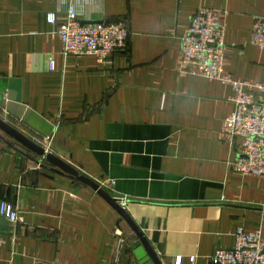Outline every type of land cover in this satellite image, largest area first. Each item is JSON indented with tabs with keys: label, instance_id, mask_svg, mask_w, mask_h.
<instances>
[{
	"label": "crops",
	"instance_id": "1",
	"mask_svg": "<svg viewBox=\"0 0 264 264\" xmlns=\"http://www.w3.org/2000/svg\"><path fill=\"white\" fill-rule=\"evenodd\" d=\"M68 4L81 21L122 20L127 48L106 64L64 57ZM200 7L223 17L226 72L261 81L264 49L249 38L264 0H0V117L124 200L161 264H213L238 226L264 241V179L229 166L241 144L224 131L233 91L179 64ZM2 199L20 220L0 217V264H154L91 187L0 130Z\"/></svg>",
	"mask_w": 264,
	"mask_h": 264
},
{
	"label": "built area",
	"instance_id": "2",
	"mask_svg": "<svg viewBox=\"0 0 264 264\" xmlns=\"http://www.w3.org/2000/svg\"><path fill=\"white\" fill-rule=\"evenodd\" d=\"M49 22L55 17L49 13ZM223 17L214 9L200 7L193 14L185 34L180 38L179 64L184 72L209 80H217L231 87L234 107L225 118L224 131L230 138H241L238 155L229 163L241 175L264 179V77L261 81L235 79L225 70V41ZM61 53L64 57L93 55L100 63H109L116 51L128 46L129 32L122 20L81 21L74 5L68 4L57 26ZM249 44L264 49V17L253 18ZM50 69L53 64H50ZM4 120V119H3ZM5 121V120H4ZM124 203V200H120ZM0 217L16 223L20 220L17 208L0 200ZM232 247H219L211 256L213 264H264V241L261 229L246 230L238 226ZM125 240L119 238L116 252ZM4 240L0 239V246Z\"/></svg>",
	"mask_w": 264,
	"mask_h": 264
},
{
	"label": "water",
	"instance_id": "3",
	"mask_svg": "<svg viewBox=\"0 0 264 264\" xmlns=\"http://www.w3.org/2000/svg\"><path fill=\"white\" fill-rule=\"evenodd\" d=\"M0 130L15 139L18 143L33 152L34 154L43 157L47 162L56 166L61 173H66L69 177L78 180L89 187H91L102 199H104L130 226L145 251L151 258L154 264H161L150 244L148 243L145 235L135 225L129 215L120 206V200L110 196L99 184L92 181L90 178L80 174L76 169L68 165L53 153L47 151L43 146L33 141L31 138L20 132L18 129L7 123L0 117Z\"/></svg>",
	"mask_w": 264,
	"mask_h": 264
}]
</instances>
